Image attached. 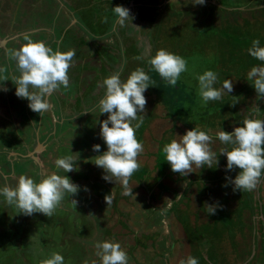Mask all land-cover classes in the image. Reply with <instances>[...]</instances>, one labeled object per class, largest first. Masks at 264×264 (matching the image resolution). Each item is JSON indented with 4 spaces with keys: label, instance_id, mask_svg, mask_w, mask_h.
Wrapping results in <instances>:
<instances>
[{
    "label": "rangeland",
    "instance_id": "1",
    "mask_svg": "<svg viewBox=\"0 0 264 264\" xmlns=\"http://www.w3.org/2000/svg\"><path fill=\"white\" fill-rule=\"evenodd\" d=\"M49 1L42 6V13L48 14H41L35 26L43 35L31 39L45 42L54 51L74 49L76 56L68 73L70 87L52 94L53 107L43 121L29 108L27 99L16 96L11 78L19 73L15 61L6 55L9 48L19 49L26 43L22 39V45H14L15 34L29 30L24 26L17 32L16 26L10 27L6 13L10 18L16 15L17 6V14L25 13L19 11L22 5H12L16 1L0 0V67L8 68L0 76L9 79L0 89V188L15 187L20 175L38 183L57 171V158L79 155L77 170L58 173L67 175L79 191L51 218L41 213L19 214L0 195V264H40L52 253H60L64 264H100L94 245L103 241L119 243L128 264H180L189 256L198 264H264V174L255 190L234 192L227 178L235 179L240 169L226 171L227 157L220 155V149L231 146L216 138L218 131L233 132L243 126L246 118L264 120V98L257 99L247 80L252 67L264 66L248 52L256 39L264 47V0H205L203 5H194L192 0ZM53 4L68 15L66 24L65 14ZM118 5L130 9L137 27L130 21L123 27L116 24L113 8ZM27 6L23 4L25 10ZM56 37L60 40L51 44ZM160 49L187 61L188 70L175 86L185 87L182 102L175 115L166 102L169 94H177L174 89L162 88L160 96L156 83L144 93L146 112L141 114L145 119L136 131L144 151L138 157L140 168L129 182L133 195H122L123 188L105 181L104 170L94 164V157L107 151L100 131L108 114L98 109L105 89L87 104L75 102L73 95L80 96L82 87L88 85L84 88L88 97L91 86L96 89L121 67L122 81L143 68L155 82L159 79L171 86L148 64ZM208 70L217 73L214 87L220 89L230 80L233 91L225 90L220 100L205 104L198 94L197 77ZM62 91L70 98L63 99ZM195 127L212 136L210 147L218 164L193 166L192 173L181 176L171 170L162 150ZM39 144L43 147L33 151ZM96 144L101 146L99 153L93 151ZM24 149L36 158L28 151L21 156L18 152ZM112 191L108 206L105 196ZM178 195L182 196L176 200ZM207 205L216 206L214 215L207 213Z\"/></svg>",
    "mask_w": 264,
    "mask_h": 264
},
{
    "label": "clouds",
    "instance_id": "2",
    "mask_svg": "<svg viewBox=\"0 0 264 264\" xmlns=\"http://www.w3.org/2000/svg\"><path fill=\"white\" fill-rule=\"evenodd\" d=\"M192 3L203 5L205 0H192ZM113 12L119 26H127V22L130 21L132 26L137 27L132 23L134 17L130 15V9L118 5L113 8ZM24 40L26 43L19 49L9 48L6 52L8 59L15 61L16 72L19 73L13 75L11 81L16 86V96L27 99L29 108L43 117L53 107L49 101L52 94L61 88L70 87L68 73L74 63L76 52L74 49L66 52L54 51L45 42L34 41L27 35L24 36ZM248 52L253 58L264 62V47L260 46L258 39L252 41ZM148 64L173 87L177 86L181 74L188 70L187 61L183 57L164 49L158 50L148 60ZM7 71V67H0V74ZM122 71L121 67L101 84L105 94L98 102V109L100 114L107 113L108 117L101 122L100 136L107 145V151L94 157V164L104 170L102 178L105 181H114L123 188L122 195H133V188L129 182L140 168L138 157L144 151L143 144L136 137V131L143 125L145 119V115L141 114L146 112L147 99L144 93L150 86H155L156 82L143 68L135 69L126 81H122ZM197 79L198 94L205 104L220 100L225 90L228 93L233 91V83L230 80L224 81L220 89L214 87L218 76L212 70L205 71ZM6 80H9L7 76H0V81ZM247 80L252 82L257 99L264 98V66L252 67L247 73ZM134 121L136 123L133 125ZM179 137V140L173 139L165 144L162 150L174 173L187 176L194 171L193 166L201 169L205 165L213 168L214 162L218 164L216 153L210 147L213 138L207 132L195 127ZM216 138L221 144L231 146L220 149V155L227 157L226 171L240 169L235 179L227 178L234 186L233 191L255 190L264 174V120L246 118L243 120V126L235 127L233 132L218 131ZM100 149L99 144L93 145V151L99 153ZM78 159L79 155L57 158L54 162L57 171L44 176L38 183L27 175H20L16 186H3L0 188V195L9 206L19 209V214L31 216L34 213H41L51 218L62 203L67 202L70 196H75L79 191V186L67 175L58 174L61 171L69 173L77 170ZM112 194L113 191L105 196L108 206L112 203ZM181 196L178 195L176 200ZM71 202L77 204L75 199ZM207 209L210 215L216 212L215 205H207ZM94 246L100 264H128L127 253L119 243L103 241L96 242ZM40 264H64V257L60 253H52L50 258L40 261ZM84 264L88 262L85 261ZM93 264L96 262L93 261ZM180 264H198V260L189 256L181 260Z\"/></svg>",
    "mask_w": 264,
    "mask_h": 264
},
{
    "label": "crops",
    "instance_id": "3",
    "mask_svg": "<svg viewBox=\"0 0 264 264\" xmlns=\"http://www.w3.org/2000/svg\"><path fill=\"white\" fill-rule=\"evenodd\" d=\"M14 1H16V4H12V5H22V7H20V9H19V11H21V12H23V13H25V15H23V16H21V15H19V14H17V12L16 11H18V6H17V8L14 10V12L16 13V15H12V17L10 18V16H8V13H6V15H7V18H8V20H9V22H10V24H9V26L10 27H17L18 29H17V32H18V30L20 29V28H22V27H24V26H28L29 27V30H26V31H22V33H17V34H15L16 36V39H15V41H14V45L17 43V44H19V45H22L21 44V41H22V39H24V36L25 35H27V36H29L30 38H32L33 36H37V35H41V33H42V35H43V31L42 32H38L37 31V27H35L36 25H39V16L41 15V14H45V15H47L48 13H42V9L44 10L45 8V5L46 4H48V3H50V1L49 0H14ZM23 4H26V5H28L27 6V8H26V10H25V8H23ZM36 4V5H35ZM3 5H5L6 6V4H3ZM36 6H38V7H36ZM42 6H44L43 8H42ZM53 7L54 8H56V11H60V9L58 8V6L56 5V4H53ZM38 8H39V11H37L38 10ZM34 10V11H33ZM8 11V10H7ZM10 11V10H9ZM38 12L39 14H36V13H34V12ZM63 11V10H62ZM62 11H60V14H62L61 12ZM63 13L65 14V17L63 18V19H65V21H64V23L66 24V20H67V18H68V15L66 14V12H64L63 11ZM95 19H97V18H95ZM112 19H114L115 20V22H116V20H117V17L115 16L114 18H112ZM75 22H77V20L75 21ZM75 22H73V23H75ZM114 22V23H115ZM114 23H110L111 25H113ZM117 24V23H116ZM42 25V24H41ZM44 25V24H43ZM74 25V24H73ZM118 25V24H117ZM65 26H67V25H65ZM37 28V29H36ZM54 33V36H53V38H55V32H53ZM102 34V33H101ZM64 35V29L61 31V36H63ZM103 35V34H102ZM96 36H99V35H96ZM103 38H106L105 36L103 37ZM57 39H58V37H56V39H53V41H52V43L51 44H54V43H56L57 42ZM58 40H60V39H58ZM103 44H105V42L104 43H102V44H100V45H103ZM113 44V43H112ZM104 46V45H103ZM92 47V46H91ZM93 48V47H92ZM93 49H95V48H93ZM94 51H96V50H94ZM87 71H89L90 73H94L93 71H91V70H87ZM89 80H91V78H89ZM2 82L3 81H0V89H1V85H2ZM98 82V81H97ZM96 82V83H97ZM101 83H102V81H100L99 82V87H98V85H97V87H96V89H92L91 87H90V91H88V97H86V90H84V88H86L88 85H85V87L83 86L82 87V92H81V95L79 96L78 94H74L73 96L75 97V102H80L81 104H87V100H90L91 98H93L94 96H96L97 94H96V92H101V90H102V87H101ZM89 85H92V84H89ZM59 93V92H58ZM63 95V99H66V98H68L69 96H67V95H65V93L62 91L61 92ZM91 93H93L92 95H91V97L89 96V94H91ZM96 94V95H95ZM94 95V96H93ZM93 96V97H92ZM81 97H82V99H81ZM86 97V98H85ZM70 98V97H69ZM49 99H51V97L49 98ZM95 99V101L97 100V98H94ZM1 101V100H0ZM72 101H73V98H72ZM5 105V104H4ZM2 111V110H1ZM8 157V156H7ZM7 162H8V158L6 159V164H7ZM5 175V174H4Z\"/></svg>",
    "mask_w": 264,
    "mask_h": 264
},
{
    "label": "trees",
    "instance_id": "4",
    "mask_svg": "<svg viewBox=\"0 0 264 264\" xmlns=\"http://www.w3.org/2000/svg\"><path fill=\"white\" fill-rule=\"evenodd\" d=\"M157 85H160V88L161 89H157L156 91L159 93V95L161 96L162 95V93H161V90H162V88H170V89H168L169 91H172V89H174L175 91H176V93L177 94H169L170 95V99L169 100H166V102H169V103H167L169 106H170V108H171V113L172 114H175V113H177V111H176V106L177 107H179V105L178 104H180L182 101H180V99H181V97L183 96L182 94H183V90H185V87L184 88H182L181 86H180V88H178V87H173V86H167V85H165V84H163V83H161V81L159 80V79H157ZM156 85V86H157ZM161 85H164V86H161ZM164 101V100H163ZM179 112V111H178ZM175 115H177V114H175Z\"/></svg>",
    "mask_w": 264,
    "mask_h": 264
},
{
    "label": "flooded vegetation",
    "instance_id": "5",
    "mask_svg": "<svg viewBox=\"0 0 264 264\" xmlns=\"http://www.w3.org/2000/svg\"><path fill=\"white\" fill-rule=\"evenodd\" d=\"M8 10H9V9H8ZM43 118H44V117H42V118L40 117L41 120H43ZM43 121H44V120H43ZM43 124H44V123H43ZM40 146H41V147H40ZM42 147H43V146L39 144L38 146L33 147L32 150L35 151V150H37V148L40 149V148H42ZM27 151H28L27 149H24V150L22 151V153H20V152H18V153H19L21 156H25V155L29 154V153H30L29 151H31V150L29 149V151H28L29 153H28ZM24 152H25V153H24ZM30 154H31V153H30ZM30 157H31V156H29L28 158L31 159Z\"/></svg>",
    "mask_w": 264,
    "mask_h": 264
},
{
    "label": "water",
    "instance_id": "6",
    "mask_svg": "<svg viewBox=\"0 0 264 264\" xmlns=\"http://www.w3.org/2000/svg\"><path fill=\"white\" fill-rule=\"evenodd\" d=\"M40 145H41V144H40ZM32 153H33V152H32ZM32 153H31L32 157L36 158V157L34 156V154H32Z\"/></svg>",
    "mask_w": 264,
    "mask_h": 264
}]
</instances>
